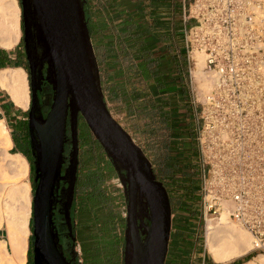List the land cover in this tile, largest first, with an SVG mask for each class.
I'll return each instance as SVG.
<instances>
[{
	"label": "water",
	"instance_id": "1",
	"mask_svg": "<svg viewBox=\"0 0 264 264\" xmlns=\"http://www.w3.org/2000/svg\"><path fill=\"white\" fill-rule=\"evenodd\" d=\"M32 93L29 114L33 148L39 146L33 235L36 264H69L53 228V191L63 162L69 117L72 152L66 216L69 218L78 169L80 115L117 171L127 201L123 264H166L172 232L168 190L151 159L111 113L101 81L86 14V0H21ZM47 64L54 90L44 122L35 117L37 90ZM37 146V147H38ZM65 176V177H67ZM37 177V178H38ZM148 219L149 223L144 220Z\"/></svg>",
	"mask_w": 264,
	"mask_h": 264
},
{
	"label": "built area",
	"instance_id": "2",
	"mask_svg": "<svg viewBox=\"0 0 264 264\" xmlns=\"http://www.w3.org/2000/svg\"><path fill=\"white\" fill-rule=\"evenodd\" d=\"M183 21L192 83L196 52L214 79L203 99L192 85L201 218L226 207L264 264V0H184Z\"/></svg>",
	"mask_w": 264,
	"mask_h": 264
},
{
	"label": "crops",
	"instance_id": "3",
	"mask_svg": "<svg viewBox=\"0 0 264 264\" xmlns=\"http://www.w3.org/2000/svg\"><path fill=\"white\" fill-rule=\"evenodd\" d=\"M183 2L184 0H86L85 8L91 39L97 55L108 107L110 109V105H113L114 109L116 104H123L121 107L124 106L129 112L128 117L135 116L132 107H136L135 113L141 119L142 124L138 128L139 136L141 132H145L148 128L147 122L149 119L141 118V111L146 108L151 96L147 95L149 92L145 91V87H143L142 97L139 101H136L137 105L135 106L133 86H129L131 82L128 71L131 65L128 59H124V56H130L134 49L130 39L124 36L134 35V33L146 35L147 43L139 46L140 48L137 51L147 48V45H151L150 47L153 48L156 46L153 41H157L158 47L162 50L159 53L168 55L172 75H177V63L185 58L186 51V49L183 51L182 47V43H184ZM120 37L125 39L122 40L121 51L118 49L117 43ZM12 48H5L0 45V71L7 68L6 65L9 63L16 61L17 52ZM144 82H147L148 90L154 91L152 96L154 103L163 104L168 102L174 105L170 107L173 115L171 119L173 145L181 149H187L192 143L189 137L191 134L184 133L186 131L190 133V113L192 110L190 95L183 93L180 88L181 85L177 82L175 84L174 82L171 84L170 82L165 83L166 85L161 88H156L155 84L152 85L151 80L144 79ZM115 100H120V103H115ZM12 101L0 86V113L3 114L5 119L16 114L13 110ZM110 111L114 113L112 108ZM175 216L176 212L174 211L172 214L171 245L166 259L168 260L167 264H201L203 261L207 262L203 251H199L196 245L199 243H197V233L192 231L194 227H188L189 224L180 221L176 222ZM178 216L179 213L177 212V220L179 219ZM183 246H186V248L182 250L181 247ZM193 248L195 251L191 252ZM180 251L183 253L180 254ZM229 264L232 263L229 262Z\"/></svg>",
	"mask_w": 264,
	"mask_h": 264
},
{
	"label": "trees",
	"instance_id": "4",
	"mask_svg": "<svg viewBox=\"0 0 264 264\" xmlns=\"http://www.w3.org/2000/svg\"><path fill=\"white\" fill-rule=\"evenodd\" d=\"M87 12V10H86ZM24 26V25H23ZM146 35H125L127 39H130L133 44V51L130 56H125L127 59L133 58L134 63H131V68L128 72L135 75H141L146 80H151L152 85L155 84L156 88H161L165 86L168 82L174 84L177 82L181 85V90L183 93H188V87L185 85V72L188 70L187 63L183 59L178 62V74L172 75V67L169 61V57L166 54L159 53L162 50L158 47L157 41H153L156 44L155 47H150L137 51L139 46L147 43ZM124 38H118V49L121 51V43ZM125 40V39H124ZM17 52V59L14 63H9L7 67H26L25 66V54L23 50L15 51ZM156 52V53H155ZM120 53V52H119ZM183 61V62H182ZM150 83V84H151ZM166 83V84H165ZM134 95L135 106L136 101L142 97V90L131 87ZM152 95L146 108L142 111H148L149 117L154 121V125L151 122L148 123L147 132L156 133L158 127H161L163 135L170 137V143L166 142L167 154L164 158L159 160L160 170L154 168L158 179L164 183L167 187L171 205L172 213L174 210L183 208L189 212L190 218L195 217L194 205L196 201L200 198V180L198 167L196 166L197 154L193 147V143L187 149H181L174 144L173 129L171 128V119L173 118L172 110L173 107L171 103H154L152 96L153 90H151ZM189 95V93L187 94ZM133 108V114H135L136 107ZM20 111V109H18ZM146 116V115H145ZM158 118V120H157ZM157 123V125H156ZM86 132L84 133L85 138V149H86V166L84 173V188L83 192L86 196L85 209L90 211L91 217L95 223V232L91 233V241L87 240L84 244V257L86 264H123V250L124 238H122L121 233L117 232V228L112 226L111 218L109 215L108 205H109V195L107 192L108 180L116 174L115 167L108 158L105 150L99 143V141L94 137L92 132L89 130L87 125ZM145 131V132H146ZM167 132V133H165ZM21 138V137H20ZM19 137H14V141L17 143ZM172 143V144H171ZM145 150V149H144ZM147 150H145L146 152ZM89 156L90 159H89ZM153 166L155 164L152 162ZM94 179V185L92 181ZM91 180V181H90ZM174 187L172 191L170 187ZM89 196L91 199L94 198V203L92 205L89 202ZM189 221H193L189 219ZM33 224V217H32ZM33 226V225H32ZM96 226L98 228H96ZM33 229V227H32ZM34 239V237H32ZM124 242V243H123ZM186 246L181 247L185 249ZM183 252L180 251V254ZM249 260L248 257H243L236 260L232 264H242ZM168 260H166L167 264Z\"/></svg>",
	"mask_w": 264,
	"mask_h": 264
},
{
	"label": "bare ground",
	"instance_id": "5",
	"mask_svg": "<svg viewBox=\"0 0 264 264\" xmlns=\"http://www.w3.org/2000/svg\"><path fill=\"white\" fill-rule=\"evenodd\" d=\"M13 10L10 13L4 12L5 6L0 0V45L5 48L14 47L20 35V8L17 0L12 2ZM196 52V63L192 69V74L203 90H208L203 94L202 99L212 90L214 79L204 69V57ZM206 73L208 74L209 78ZM212 79V81H211ZM0 86L7 91L13 102L20 107H27L30 101L29 85L27 73L22 67L4 68L0 71ZM9 149L13 146V140L5 119L0 118V149ZM6 165L11 169L12 174L6 173L0 166V226L7 224L10 233L11 243L21 241L26 243V236L30 232L29 218L31 210L30 191L31 184L22 182L20 174L27 176L29 162L22 153H11L6 150ZM27 174V175H26ZM227 206V205H226ZM217 219V220H216ZM206 247L212 259L217 263H229L247 255L254 249V243L250 232L242 228H236L232 222L228 209L225 207L219 218L208 220ZM232 223V225H231ZM23 237V239L20 237ZM1 243V241H0ZM16 243V244H17ZM262 259V255L244 264H257L256 261ZM27 250L24 246L20 257V264H26ZM8 263V262H7Z\"/></svg>",
	"mask_w": 264,
	"mask_h": 264
},
{
	"label": "rangeland",
	"instance_id": "6",
	"mask_svg": "<svg viewBox=\"0 0 264 264\" xmlns=\"http://www.w3.org/2000/svg\"><path fill=\"white\" fill-rule=\"evenodd\" d=\"M13 0H1V3L4 4L5 6V11L6 13H10L13 10V5H12ZM17 5L20 8V13H19V21H20V35H19V40L18 43L16 44V46L12 49H14V51H19V50H23L24 46H23V38H24V26H23V9H22V4H21V0H17ZM87 14V12H86ZM182 47H183V51H185L184 48V43H182ZM124 55V54H123ZM197 56L199 54H196ZM201 56V55H199ZM202 57V56H201ZM124 59L126 60L127 58L124 56ZM203 59V57H202ZM130 62L129 64L131 65V63H134V60L132 57H130L128 59ZM185 61V59H183ZM188 67V66H187ZM27 73V80H28V85H29V92H30V101H29V105L25 108V107H18L17 105H15V103L12 101L10 95L7 93V91H5V93L8 95V97L10 98V100L12 101L14 108L13 110L16 112V114L8 119H5L3 114L0 113V118H4L6 121V124L10 130V134L13 140V146L9 149H6L5 145H2L4 148L0 149V166L1 169L4 170L6 173L12 174L11 169L8 168V166L6 165V160L8 159V157L5 156V152L6 150L10 151L11 153H22L21 150L18 148V144L14 141V137H21L22 135L27 133V128H26V122L27 119L29 118V110L31 107V99H32V93H31V87H30V73L29 70L26 67H23ZM206 75L208 76V74L206 73ZM129 76H130V82L134 85V87H137L139 90H144L143 87H145V91L149 92L147 95H152L151 90L149 89V86L147 84V82H144V77L141 75H135L133 73L129 72ZM209 77V76H208ZM211 78V77H209ZM197 83H196V82ZM212 81V79H211ZM131 83H130V87H131ZM185 83L188 87V93L190 95V97L193 95L192 89L194 88V95L196 94L200 99H202L203 94L207 93L208 90H203L200 87V82L195 80V77L193 78V83L192 80L188 74V70L185 72ZM145 84V86H144ZM193 85V88H192ZM51 98V97H50ZM107 101V99H106ZM120 101V100H119ZM119 101L115 100V103H120ZM111 104V102H110ZM123 105V104H121ZM121 105H117L114 106L113 109V105H110V109L112 108V113L114 115V117L125 127L126 130H128L131 135L133 136L134 140L146 151V154L148 155V157L151 159V161L155 164V166H153L155 169L160 170L161 167L159 165V160L161 158H164L167 154V149L169 147H167L165 144L166 142H168V144L170 143V137L163 135V132L161 131V127H158V131L156 133L153 132H141V135L139 136V130L138 128L140 126H142L141 124V119L139 118V116L136 115L133 117H128L129 116V112L125 109V107H121ZM40 107V106H39ZM18 109H20V111H18ZM135 110V108H134ZM148 111H141V118L143 117V119L148 120V122H151L154 125V121H152L151 117H149L148 115ZM134 112V111H133ZM39 113L41 116H43L42 110L41 108H39ZM146 115V116H145ZM40 119H42V117H40ZM158 120V118H157ZM193 124H195V121L192 122ZM157 125V123H156ZM85 123L83 121V119H80V125L79 128L80 129H85ZM186 128V127H185ZM167 133V132H165ZM187 135H190L189 131L184 132ZM190 137V136H189ZM192 141V140H190ZM172 144V143H171ZM195 153L198 156L197 151L195 150ZM7 158V159H5ZM29 162V161H28ZM28 174V175H27ZM25 175L20 174V180L22 182H29L31 184V191H30V203H29V208L31 210V214H30V218H29V228H30V232L28 233V235L26 236V243L24 245V242L21 241V239L18 241V243H11L10 241V233H9V228L7 227L6 223H3L0 226V264H20V257L22 255V251L24 250V246L26 247L27 250V260H26V264H31V259L33 256V244H34V239L32 237H34L33 235V229H32V217L34 215V198H35V189L36 186L33 182V178H32V170L30 167V163H29V171ZM107 192L109 195V205H108V210H109V215H110V220H111V224L112 226L116 227L117 232L122 235V238H124V231H125V227H126V215H127V201H126V197H125V190H124V186L123 183L118 175V173L116 172V174L111 177L108 182H107ZM170 189L173 191L174 187H170ZM197 194H200L199 192H197ZM200 203H201V199L199 198L196 201V204L194 205V210L195 212V217L196 218H190L189 216V212L186 211L183 208L180 209H175L174 211L176 212V222L180 221L183 222L185 224H189V226H193L194 228L192 229V231L196 232L198 235L197 238V243L196 244L198 247L199 251H203V255H205L206 259H207V263L208 264H226V263H217L215 262L209 251L207 250L206 247V239H207V223L204 221L203 218H201V209H200ZM177 212L179 213L178 216V220H177ZM91 215V214H90ZM220 214L216 215L214 217L215 218H219ZM189 219H192L193 221H189ZM217 220V219H216ZM233 223V225L236 226V228H242L244 230H246L245 228H243L242 226H240L238 223H236L234 220L230 219ZM231 223V225H232ZM96 228H98L96 226ZM87 231H89L90 233H94L95 232V223L93 222V219H91V227L87 226ZM186 231H190V230H186ZM247 231V230H246ZM248 232V231H247ZM249 233V232H248ZM184 235H187L185 233H183ZM191 236H194L192 234H190ZM251 235V234H250ZM22 235H20L21 237ZM172 236V235H171ZM252 236V235H251ZM23 239V237H21ZM171 239V238H170ZM253 240V237H252ZM124 243V242H123ZM124 245V244H123ZM170 242H169V249H170ZM193 246V245H192ZM194 247V246H193ZM124 249V247L121 248V251ZM195 249L193 248L191 250V252H194ZM169 253V252H168ZM205 253V254H204ZM258 253L256 252H249L247 255L243 256V257H248L249 259H254ZM240 257V258H243ZM238 258V259H240ZM238 259H234L232 260L230 263H234L236 260ZM262 261L261 258H259V260L256 261L257 264H259ZM8 262V263H7ZM227 264H229L227 262Z\"/></svg>",
	"mask_w": 264,
	"mask_h": 264
},
{
	"label": "flooded vegetation",
	"instance_id": "7",
	"mask_svg": "<svg viewBox=\"0 0 264 264\" xmlns=\"http://www.w3.org/2000/svg\"><path fill=\"white\" fill-rule=\"evenodd\" d=\"M23 46H24L23 52L25 54V66L29 70L28 54L26 51V42L24 38H23ZM42 73H43V78L41 80V85L37 90V96L40 107H36L35 110V117L38 120V122H44L45 118L48 115V112L51 109L53 103V96H54L53 87L46 79L47 64L42 69ZM39 108H41L43 116L40 115ZM29 114H30V110H29ZM40 117H42V119H40ZM80 119H83L81 115L79 117V125H80ZM83 121L85 125H87L84 119ZM79 125H78V169H77V177L74 186V196H73L69 218L66 216V205L69 199L68 188L70 187V181H71V177L69 175L67 176L66 174L69 169L71 152H72V138H71L69 117L66 126L61 173L59 180H57L54 186V191H53L54 214H53L52 225L54 231L57 233L58 242L61 251L63 253L64 259L69 264H86L84 257V244L87 240L91 241L92 238L91 233L87 231V226L91 227L92 217L90 215V211H87L85 209L86 196L82 191L84 188V173H85L86 158H87L85 144H84L85 143L84 133L86 132V128L82 130L79 128ZM26 128H27V133L22 135L21 138L18 139L17 144L22 154L27 158V160L30 163L33 182L37 188L40 179V177H38L39 173L37 172V160L39 164H40V160L37 159V157L40 156L39 154L40 152L38 145H36V147L33 148L32 136L30 133L29 118L27 119L26 122ZM90 157L91 156H89V159ZM92 185H94V179L92 181ZM88 199L90 203L92 200V205H93L94 198L91 199V197L89 196ZM144 222L149 223V220L145 219ZM78 248H80L81 255L78 254ZM31 264H36L34 258V244H33V256L31 259Z\"/></svg>",
	"mask_w": 264,
	"mask_h": 264
}]
</instances>
